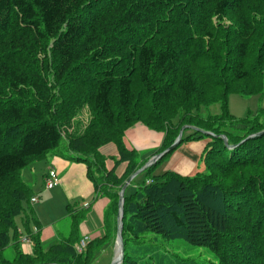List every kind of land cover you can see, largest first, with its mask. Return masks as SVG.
<instances>
[{
	"label": "trees",
	"instance_id": "trees-1",
	"mask_svg": "<svg viewBox=\"0 0 264 264\" xmlns=\"http://www.w3.org/2000/svg\"><path fill=\"white\" fill-rule=\"evenodd\" d=\"M251 3L264 0H0V264H86L74 245L82 213L71 208L68 234L42 243L40 224L34 232L26 226L31 191L21 178L23 168L59 147L58 123L84 104L92 121L64 146L86 164L95 189L123 185L124 176L105 169L98 150L105 143L128 162L125 177L139 168L136 152L123 143L137 123L165 131L155 154L186 124L212 133L185 128L176 145L210 139L202 172L150 175L175 147L142 171L151 183L123 196L121 264H139L125 252V236L143 232L206 247L217 264H264V132L246 138L264 130V109L243 118L227 111L230 93L264 91L249 90L250 83L231 88L262 73L264 20L254 19ZM226 14L228 28L212 22ZM192 66L212 71L207 79L221 92L207 96ZM215 103L221 113H199ZM19 217L29 254L19 248ZM7 248L11 258L3 256Z\"/></svg>",
	"mask_w": 264,
	"mask_h": 264
},
{
	"label": "crops",
	"instance_id": "crops-1",
	"mask_svg": "<svg viewBox=\"0 0 264 264\" xmlns=\"http://www.w3.org/2000/svg\"><path fill=\"white\" fill-rule=\"evenodd\" d=\"M163 133L137 123L129 127L123 135V143L128 150H134L137 154L138 167L150 159L159 150L163 141ZM209 138L185 141L177 146L173 152L162 160V166L156 170L154 175H160L165 171L174 172L180 176H192L204 170L205 150ZM56 149V148H55ZM50 150L44 155V161L39 165L43 167L41 186L37 185L38 178L32 177L29 172L28 179L35 181L34 203L29 202L28 207L33 219L26 224L30 231H35V223L40 224L39 237L44 244H50L59 237L66 236L69 232V211L81 212L82 216L78 223V236L80 240L89 237L90 239L103 235L107 227L104 225L103 216L105 211H112L109 199L95 189L93 182L87 177L86 164L75 161L73 155L64 146L60 150ZM99 153L105 158L104 164L107 171L114 170L117 178L125 177L128 162H119V154L114 143L108 142L99 147ZM43 157L41 158V160ZM159 163L156 164L154 169ZM56 171L58 182L50 189H43L44 179L49 169ZM153 169V171H154ZM143 172H140L141 174ZM137 174L135 177H137ZM133 177L127 184L124 195H131L140 184L134 183ZM146 178L143 182H145ZM142 184V183H141ZM98 192V193H97ZM118 202V201H117ZM70 207V208H69ZM109 207V209H108ZM109 214H107L109 216ZM18 232L20 235L19 248L25 253L32 252V245L29 242H22L25 237L23 231L22 217L17 219ZM67 222V225L63 223ZM66 226V227H65ZM116 226V219H115Z\"/></svg>",
	"mask_w": 264,
	"mask_h": 264
},
{
	"label": "rangeland",
	"instance_id": "rangeland-1",
	"mask_svg": "<svg viewBox=\"0 0 264 264\" xmlns=\"http://www.w3.org/2000/svg\"><path fill=\"white\" fill-rule=\"evenodd\" d=\"M251 7H252V10L250 12L251 15L254 17V19L257 22L262 23V21L264 20V4L253 3ZM212 22L215 25L218 24L219 26L223 27V29L228 28L229 26L232 25L229 14H226L220 18L215 16L212 18ZM201 42H203V46H205L206 48L210 46V41L208 40L207 37L206 38L201 37L200 44ZM200 66L202 67L203 65ZM260 66L261 68L259 69V71H262V73H259V76L254 75V77H250L243 81L237 82L233 84L231 88L242 89L243 88L242 85L245 83H250L251 86H253V87H248L249 90H254V89L259 90L264 88V64ZM201 67L192 66L193 69L192 73L195 76L197 83L200 85V89L202 91L207 90L208 91L207 96H212L214 94L220 93L221 92L220 87L218 86L216 87L212 85L211 83H209V79H207L209 77L208 73H212V71L210 72L206 70L205 72H203L200 69ZM221 75L223 77L225 74H221ZM225 84L227 83L225 82ZM261 109H264V91L250 95H244L241 93H230L228 95L227 111L235 118H243L246 116L247 113L256 114ZM221 112H222L221 106L219 105V103H215L212 104L211 106L202 107L199 113L203 117H206L208 115L219 114ZM182 115L183 113L181 112L178 113L179 117H182ZM91 121H92V114L88 104H84L79 108H77L67 121L65 122L60 121L58 123V128L61 134V144L55 150H60L61 147L63 148L64 144L70 138L72 137L74 138L75 135H80ZM175 122L176 121L173 122L172 120V123H174V125H176ZM177 127L178 125L176 126V128ZM176 128L170 132L171 135L176 131ZM162 133L164 135L165 131ZM43 161H44V157L42 160L41 158L34 160L32 163H30L29 166L23 168V170L21 171V178H23V180L29 184L31 193L34 192L35 181H30L28 179L29 172H31L30 175H32V177L34 178H35L34 175H36V178H38L37 185L41 186L42 184L41 174L43 167H40L39 165ZM145 162L146 161H144V163ZM162 163L163 162H160L157 165V167L154 169V171L152 170V172H150V175H154V173H156V170L162 166ZM145 178H146V172H143L139 174L137 177H135L134 183L141 184ZM149 181H150L149 183H151L152 180L149 179ZM119 188L120 186L111 187L109 184H106L105 182L99 184L98 187L96 188V190L100 193V195L104 194L109 199L110 207H112L111 208L112 211L110 212V214L109 212L105 211V214L102 218L105 220L104 221L105 227H107V230L106 232H103V235L97 236L96 238L94 237L92 239L86 237L85 239H83V241L79 239L74 244L76 254L82 255L83 260L85 261L86 264H109L111 259L115 255V240H116L115 219L117 214L116 203L118 199L117 195L119 192ZM43 189H44V184H43ZM209 197L210 199H212L211 196ZM220 199L221 197L219 195H215L213 201L220 202ZM107 214H109V216ZM165 218L166 220H170L167 214L165 215ZM69 224L70 223H68V229H69ZM63 225H67V222L63 223ZM168 227L172 228L170 226ZM125 239H126L124 245L125 252L131 255L132 257H134V259H136V261L139 264H171V263L175 264V262L176 264L178 262L186 263V264H217V260L215 256L209 251L208 248L191 245L182 239H177V238L164 239L162 236L152 232H143L138 234V236L134 238L125 236ZM12 255H13V251L11 248H7L3 253V256L6 258H11Z\"/></svg>",
	"mask_w": 264,
	"mask_h": 264
},
{
	"label": "water",
	"instance_id": "water-1",
	"mask_svg": "<svg viewBox=\"0 0 264 264\" xmlns=\"http://www.w3.org/2000/svg\"><path fill=\"white\" fill-rule=\"evenodd\" d=\"M185 128H190L193 130H197L206 134H211L208 131H203L195 126L192 125H184L180 128L178 135L176 136V138L174 139V141L163 151L154 154L150 159H148L145 163H143L135 172H133L132 174H130L127 179L124 181L123 185L121 186L119 192H118V202H117V214H116V240H115V252H116V248H118L119 250V257L118 259H115V256H113V258L111 259L109 264H121L123 261V255H124V248H123V237H122V217H123V196H124V191L125 188L127 186V184L131 181V179L133 177H135L137 174H139L140 172H142L143 170H145L146 168L150 167L151 165H153L154 163H156L163 155H165L166 153H168L169 151L173 150L176 145L180 142L181 137H182V132ZM264 132V130L255 133V134H251L249 136H247L246 138H251L254 136H258L261 135ZM224 143H227V138L225 137V135H221L220 136ZM233 146H229V148H232ZM42 264H53V263H42Z\"/></svg>",
	"mask_w": 264,
	"mask_h": 264
},
{
	"label": "built area",
	"instance_id": "built-area-1",
	"mask_svg": "<svg viewBox=\"0 0 264 264\" xmlns=\"http://www.w3.org/2000/svg\"><path fill=\"white\" fill-rule=\"evenodd\" d=\"M58 182V177H57V174H56V171L54 169H49L47 171V174H46V177L44 179V188L45 189H50L52 188L56 183ZM147 183L149 181H146ZM36 201V198L35 197H31L30 198V202L31 203H34ZM22 242H28V239L26 237H23L22 239ZM83 241V240H82Z\"/></svg>",
	"mask_w": 264,
	"mask_h": 264
},
{
	"label": "bare ground",
	"instance_id": "bare-ground-1",
	"mask_svg": "<svg viewBox=\"0 0 264 264\" xmlns=\"http://www.w3.org/2000/svg\"><path fill=\"white\" fill-rule=\"evenodd\" d=\"M74 159V158H73ZM77 160V159H76ZM166 172V171H165ZM124 208V207H123ZM77 214V213H76ZM79 214V213H78ZM26 236V235H25ZM84 238H86V237H84ZM22 241V240H21ZM88 249V248H87ZM115 259H118V257H119V250H118V248H116V252H115Z\"/></svg>",
	"mask_w": 264,
	"mask_h": 264
},
{
	"label": "clouds",
	"instance_id": "clouds-1",
	"mask_svg": "<svg viewBox=\"0 0 264 264\" xmlns=\"http://www.w3.org/2000/svg\"><path fill=\"white\" fill-rule=\"evenodd\" d=\"M146 181H149V179H146V180H145V184H148V183L150 182V181H149V182L147 183ZM119 190H120V189H119ZM25 237H26V236H25ZM26 238H27V237H26ZM27 239H28V238H27Z\"/></svg>",
	"mask_w": 264,
	"mask_h": 264
}]
</instances>
